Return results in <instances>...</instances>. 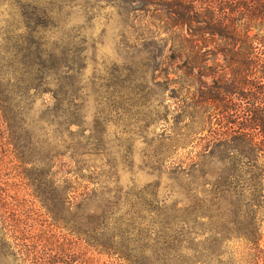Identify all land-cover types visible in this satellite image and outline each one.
Listing matches in <instances>:
<instances>
[{
	"label": "trees",
	"instance_id": "obj_1",
	"mask_svg": "<svg viewBox=\"0 0 264 264\" xmlns=\"http://www.w3.org/2000/svg\"><path fill=\"white\" fill-rule=\"evenodd\" d=\"M115 3L128 28L139 29L136 20L141 17L149 22L146 30L154 28L156 48L150 53L158 62L152 64L153 71L171 59H183L190 80L201 83L198 97L189 104L213 127L210 157H217L218 146H223L228 165L223 181L225 210L218 215L196 210L192 220L181 219L170 249L186 250L190 256L158 260L162 264H264V0ZM34 23L31 16L20 13L14 31L22 32L14 46L0 48L2 122L16 134L22 164L36 169L31 186L52 223L94 237L100 252L121 254L120 259L129 261L125 254L130 244H125V233L113 220L109 195H98V188L90 186L98 182L84 178L79 162L66 157L74 147L66 144L64 134L80 126L77 114L64 110L65 103L70 104L64 89L72 85L66 80L71 66L63 50L42 46V32ZM140 70H133L137 80L147 77ZM164 72L168 78L169 72ZM177 75L182 79V74ZM235 167L241 172L240 180ZM238 187L240 192L235 191ZM94 198L102 200L99 206H91ZM13 203L1 187L0 254L5 260L12 255L16 264H75L74 256H51L26 242L22 220L11 212ZM99 234L106 239L98 238ZM135 247L144 254V249Z\"/></svg>",
	"mask_w": 264,
	"mask_h": 264
},
{
	"label": "rangeland",
	"instance_id": "obj_2",
	"mask_svg": "<svg viewBox=\"0 0 264 264\" xmlns=\"http://www.w3.org/2000/svg\"><path fill=\"white\" fill-rule=\"evenodd\" d=\"M20 13L35 20L42 46L63 50L71 66L66 80L72 85L64 89L70 104L64 110L77 114L80 126L64 134L66 144L74 147L66 157L79 162L84 178L98 182L90 184L98 195H109L113 220L130 244L125 254L130 260L100 252L94 237L52 223L31 186L36 169L22 164L16 134L5 127L0 113V188L14 202L11 212L22 220L26 242L51 256H74L75 264H162L159 258L190 256L186 250L170 249L181 219L192 220L196 210L218 215L226 206L224 147L210 157L213 127L189 104L198 97L201 83L190 80L183 59H171L153 71L158 62L150 53L156 48L154 28L145 29L146 17L136 20L139 29L128 28L115 0H0V48L14 46L22 32L14 31ZM138 67L146 78L134 77ZM233 172L240 180L239 168ZM101 201L94 198L90 204ZM9 257L0 254V264H16Z\"/></svg>",
	"mask_w": 264,
	"mask_h": 264
}]
</instances>
